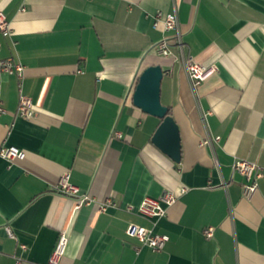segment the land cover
<instances>
[{"label":"crops","instance_id":"1","mask_svg":"<svg viewBox=\"0 0 264 264\" xmlns=\"http://www.w3.org/2000/svg\"><path fill=\"white\" fill-rule=\"evenodd\" d=\"M0 10L12 30L0 32V59L23 65L21 76L0 69V145L25 151L0 156V264H46L61 230L76 239L60 264H264V0H0ZM159 10L176 12L177 30L153 26ZM162 38L168 55L155 50ZM182 56L217 70L192 86ZM150 64L163 69L179 162L151 141L160 118L132 101ZM20 93L33 116L15 114ZM235 158L259 166L250 198ZM65 172L94 200L76 208L55 191ZM168 189L177 198L160 217L126 209ZM130 222L168 240L152 250L126 234Z\"/></svg>","mask_w":264,"mask_h":264},{"label":"built area","instance_id":"2","mask_svg":"<svg viewBox=\"0 0 264 264\" xmlns=\"http://www.w3.org/2000/svg\"><path fill=\"white\" fill-rule=\"evenodd\" d=\"M159 22H162L164 31L178 29V19L175 11L167 13H163L160 10L157 11L153 15L152 24L153 26H156ZM0 32L3 36H10L12 33L9 20L2 10H0ZM177 45L180 48L182 47L179 36L177 38ZM168 47L169 43L166 38H162L155 44V50L158 54L168 55L170 52ZM181 61L192 86L205 80L217 70L216 64L200 63L193 60L191 56H182ZM0 69L21 76L23 65L20 62L14 61L11 57H6L0 59ZM4 111L5 109L0 105V113ZM15 114L27 118L33 116V101L28 95L23 93L19 94ZM117 135L119 136L120 133L117 132ZM215 139H218V136H215ZM211 141L212 140L209 136H204L199 141V144L211 145ZM0 156L11 162L13 159L24 158L25 151L17 145L3 143L0 145ZM231 166L234 171L240 173L243 177L241 182L242 196L250 198L258 188V180L261 176L259 166L255 162L245 158H235ZM53 189L62 194L74 197L76 208L94 200L88 192L81 190L79 186L71 183L69 181V175L66 172L59 176ZM180 191H185V187H182ZM176 198L177 194L168 189L164 190L157 197L145 195L137 205L132 203L127 204L126 209L129 211L134 210L137 214L152 219L164 215L166 207L172 204ZM110 204H112V201L106 199L103 202H99L98 207L99 209L104 210ZM5 230L9 236L14 237L9 225H5ZM213 230V226H207L204 228L203 233L206 237H210L213 235ZM125 232L128 236L137 238L142 244L147 245L155 251L160 250L168 240L167 234L155 232L151 228L135 222H130L126 226ZM75 239L74 236L68 234L65 230H61L57 235L46 264H60L62 257L71 252ZM21 246L25 247L24 244H21ZM16 264H20L19 259L16 260Z\"/></svg>","mask_w":264,"mask_h":264},{"label":"water","instance_id":"3","mask_svg":"<svg viewBox=\"0 0 264 264\" xmlns=\"http://www.w3.org/2000/svg\"><path fill=\"white\" fill-rule=\"evenodd\" d=\"M163 69L159 64H150L137 76L132 91L134 105L143 111L157 116L160 122L151 136V141L173 161L181 158L179 126L168 112L169 108L160 100V83Z\"/></svg>","mask_w":264,"mask_h":264},{"label":"trees","instance_id":"4","mask_svg":"<svg viewBox=\"0 0 264 264\" xmlns=\"http://www.w3.org/2000/svg\"><path fill=\"white\" fill-rule=\"evenodd\" d=\"M168 112H169V110H168Z\"/></svg>","mask_w":264,"mask_h":264}]
</instances>
